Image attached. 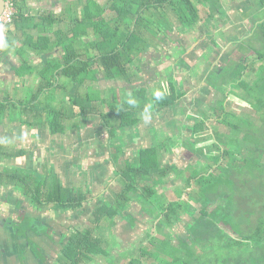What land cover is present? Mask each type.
I'll return each instance as SVG.
<instances>
[{
  "label": "trees",
  "instance_id": "1",
  "mask_svg": "<svg viewBox=\"0 0 264 264\" xmlns=\"http://www.w3.org/2000/svg\"><path fill=\"white\" fill-rule=\"evenodd\" d=\"M14 1L18 13L13 21L25 20L22 10L28 0ZM109 2L111 7L105 9L89 0L83 4L80 15L77 10L70 8L64 11H69L68 19L64 13L59 17L50 14L43 17L37 27L51 32L57 24L61 28L69 22L66 33L60 29L55 33V42L63 47L65 55L63 61L55 64L51 70L55 73L64 69L59 73L65 74L71 85L65 86L63 83L59 86L71 88V94L67 97L73 108H79L77 117L99 116L105 120L109 135L117 137L118 133L124 134L127 128L141 124L144 117L163 114L176 106L180 100L178 90L171 82H168L167 88L153 82L149 96L147 87L140 83L130 89L129 96L121 99L115 89L102 91L95 88L93 82L108 84L122 81L132 86L139 80L134 71L136 64L143 62V54L147 57L158 49L153 41L159 33L171 29V15L181 26L194 28L214 18L213 14L220 10L221 3L219 0ZM250 2L256 6L255 11L263 12V17L253 22L250 33L244 36L248 42L243 40L239 48L242 52L248 49L253 51L255 61L228 65L219 73L211 74L207 81L210 88L218 83L220 91L226 84L231 88V94L244 90L247 99L241 95L236 98L250 104L255 115H259L264 122V0ZM246 8L248 16L249 8ZM203 10L204 15L201 14ZM158 14L166 20V26L156 25ZM41 41L40 44L45 40ZM46 41L48 43L50 40ZM74 45H78V48ZM42 46L38 48L42 49ZM0 51L3 52L1 45ZM252 65H257L260 76L248 82L245 75ZM57 82V76L55 79L46 77L41 93L46 91V87H56ZM81 87L87 88L86 94L78 91ZM53 92L46 95L49 103L45 109L50 108L49 116L42 122L51 135L64 130L61 120L64 116L67 118L66 114L51 105L56 100L55 90ZM218 104V108L210 107L212 114L216 115L212 117L215 125L208 126L211 115L202 113L201 120L193 125L195 128L190 132L188 142L177 136L168 137L162 143L141 146L134 161L125 160L120 167L114 165L113 171L119 175L121 184L119 189H110L109 203L105 202L104 205L94 203L95 196L91 189L84 191L62 184L54 171L40 178L35 171L3 169L0 171V184L10 191L5 196L22 198L15 205L11 204V199H6V203L20 212V219L13 221L11 215L7 216L10 219L6 218L5 227H8L17 244L24 241L23 244L30 247L29 254L34 255L38 264H45L47 256L37 251L39 244L32 240L33 233H41L53 241L50 235L53 230L48 227L54 220L47 218L45 223L42 218L53 209L63 215L58 222L61 225L58 228L61 235L60 254L51 260L52 264H90L97 257L108 260L111 256L105 247L108 240L101 230L108 228L119 232L122 222L128 225V230H134L137 224L143 222L153 223L151 229H145L143 240L138 245H128L137 253L129 255V251L126 252L130 257L125 264H201L204 260L207 264H264V205L255 207L256 216L260 219L253 222V218L248 217L249 213L253 214V209L246 206L250 201L245 190L242 191L248 183L242 176L249 171L253 178L260 180V185H264V124L261 126L250 119L236 117L226 111L224 102ZM28 125L31 126V123ZM158 125L160 123H155V128ZM212 138L215 139L213 144L199 146L210 142ZM176 144H181L185 150L183 167L167 163L164 159V153ZM23 155L24 151L8 153L9 157ZM118 159L115 155L113 163H117ZM25 172L29 175H25ZM171 181L178 183L174 188V198L159 199L165 197L160 189L166 188ZM225 186L227 196L223 192ZM210 187L218 190V193ZM259 191L258 202H264V186ZM194 202L199 203L198 210ZM21 207L28 211L21 210ZM239 214H245L242 223ZM184 217L187 221L181 227ZM77 219H80L75 222L77 224L70 223ZM65 224L69 225L66 227ZM179 228L186 233L185 236L180 234ZM159 237L163 238L161 245L157 243ZM207 244L209 247L206 249L199 247ZM147 245L151 250L146 248ZM193 245L198 247V252ZM21 253L23 257L25 251L22 249Z\"/></svg>",
  "mask_w": 264,
  "mask_h": 264
},
{
  "label": "rangeland",
  "instance_id": "2",
  "mask_svg": "<svg viewBox=\"0 0 264 264\" xmlns=\"http://www.w3.org/2000/svg\"><path fill=\"white\" fill-rule=\"evenodd\" d=\"M59 1V6L55 7L54 9L61 15L68 8L78 10L79 13H82L83 4H86L89 0ZM93 1L95 4L101 7H105V9L111 7L109 0ZM227 1L229 0H219V3H221L220 10L219 12H214V18L208 21L206 20L205 24L200 23L194 28L181 26L174 18V15H171V29L164 30L162 33H159L158 38L153 41L158 45V49L153 52L154 55L151 53L146 57V55L143 54V62L139 63L138 65L136 64V67L134 68V71L139 79L134 84V87L142 83L144 87H147L149 92L152 89L151 84L153 82L155 84L165 86L166 88L168 87V82L173 83L178 90V95L180 96V100L176 106L166 111L164 114L157 115L154 120L152 118H145L144 121L146 122L142 127L140 126L130 129L127 134L124 135L118 133L117 137H112L109 135L107 126H100H104L105 124L99 117H91L88 119L89 124L86 127L82 126L83 122L81 121L83 118L69 117L65 120L64 130L61 131L65 134L53 139H50L46 135V137H43L42 139L47 141L48 144L46 143V145H36L35 143V145H33L44 147L40 149V162L39 160L38 162L36 160L35 163H39V170L41 171L43 168L47 169V172L55 171L60 177L63 178V182L65 184L78 185V187L84 191L91 189L92 194L96 197L94 200L98 201V205H104L105 202L109 203V195L112 193L110 189L120 188L121 180L120 177H117L113 171L114 165L116 167H120L124 164L125 160L134 161V157L136 155V152L134 151L139 147H144L147 145L149 146L151 143H162L163 140L168 137L177 136L180 137L182 141L188 142L190 140V132H192L195 128L193 126L194 123L201 120L204 113L211 115L207 125H215L213 124V118H215L216 115L215 113L212 114L210 107L218 108L219 102H224V107L226 108L227 112H230L239 118L250 119L262 126L264 122L259 118V115H255L253 108L247 102L238 100L236 98L237 95H241V97L247 99L246 97L248 96L244 90H240L239 93L237 92L238 94H231L229 92L231 88L226 84L222 86L223 89L221 91H218L217 86H214L213 92L210 94L209 92L212 90L210 89V86L208 88L209 90H207V82L205 80L206 67H210L211 70L215 71L219 68H222V66H226L227 62H230V59L231 63H245L246 61H255L254 52L250 51L249 49L247 52H242V50L239 48V45L243 40L248 42L244 36L250 33L251 29L253 28V22L263 17V12L255 11L256 6L251 3L250 0H245V2L244 0H239V2L242 1L241 3H245V5L250 8L249 12H255L249 14V17L246 18L248 21L245 20L240 24H236L237 20H235L233 17V11H229L230 7L232 8L233 5H237V3L233 4L232 0L229 2ZM222 5H224V8L221 7ZM68 12L69 11H66L64 13L67 19ZM201 14H205L204 10L201 12ZM172 18L174 20H172ZM230 18L234 20L231 21ZM156 20L158 21L156 24L158 27H160V25L166 26V20L162 18L161 15L158 14ZM68 24L69 22L62 25L59 29L66 33L68 30ZM167 26H169V23ZM233 35L236 40L233 43H227V38ZM241 36L242 39H239ZM165 43H169V45H166ZM193 54H195V56H193ZM192 56L194 57L193 59H191ZM186 57H188L189 60L185 59ZM183 61H185L186 64L181 63ZM182 64L185 66H181ZM259 72L260 71L259 68H257V65H252L249 68L248 73H246V81L251 82L258 79L260 76ZM152 74L154 76H152ZM94 84H96V86L100 87L101 89H105L104 87L106 86L105 83L94 82ZM107 86L118 89L117 91L119 93H124V89L121 88L122 86L118 82L108 84ZM205 91L209 92L203 97L204 94L202 93ZM81 93L85 94V89H82ZM67 101V97H60L58 98L57 103L66 105L69 112H72V105L67 103ZM158 119L162 121V124L156 126L155 128V122ZM76 125H79L80 127L77 128L75 127ZM222 129L224 128L222 127ZM33 135L35 134H30L29 138L27 139L29 145H31L30 142L34 139ZM49 140H53V142H48ZM23 141H26V139L23 138ZM214 142L215 139L212 138L210 142L206 144L201 143L199 146L210 145ZM16 143H18L19 147L21 146L19 141H16ZM180 145L181 144L170 146V151L164 153V159L167 163H175L179 165V167H183L185 161V150L181 148ZM35 149V156L38 157V149L36 147ZM95 151H97V153H95ZM95 155H97V157H102L101 160H96L93 163V160L90 159H92ZM115 155L118 156L119 161L117 160L118 162L114 164L113 159ZM20 160L21 159L16 158L14 160L0 161V171H2L3 167L6 165H21L19 163ZM22 165H24V163ZM249 173L251 172L249 171L244 176H242V179L248 182L247 185L243 187L242 191L245 190L246 195H248V200L250 201L246 203V206L250 209H253V214L249 213L248 217H252L253 222L254 220L258 222L260 218L256 216L255 207L259 208V206L262 207L260 204L264 205L263 200L260 203L258 202L260 197V187L264 185H260V180L258 178H253ZM25 175H29V173L25 172ZM179 179L181 178L179 177ZM169 184L176 186L178 183L171 181ZM224 188L225 189L223 192L226 193L224 196H227V186ZM209 189L213 190L215 193H218V190H214L213 187H210ZM1 191L0 218L11 215L12 218H15V221L19 220L20 212L14 211V208H12L9 203L5 202V194L9 193L10 191H6L5 188H3ZM171 193L173 195L172 190ZM251 197H254V199H251ZM172 198H174V195ZM20 199L22 200L21 197ZM159 199L169 200L171 198L168 196H162L159 197ZM95 201L94 203H96ZM194 206L196 210H198L200 207L199 203L196 202H194ZM192 214H195V212L192 211ZM244 215L245 214L238 215L240 223H242L241 221L243 220L242 217H244ZM79 220L80 219H77V222ZM84 220H87L86 217H84ZM152 225L153 223L151 222H143L141 225L137 224V227H135L134 230L125 231L121 229L119 232H115V229L109 230L108 228H102L101 233H103L105 239L108 240V244H106L105 247L106 249H109L111 256H109L108 260L97 257L96 261L90 264H111L110 262H112V264H125L127 259L130 257L127 256L126 252L129 251V255L131 253H137V250H133L132 247H129L128 245L131 244L133 247L138 245L143 240L142 238L144 236L145 229H151ZM181 233L183 232L181 231ZM4 236H6L4 232L0 231V241H5ZM56 237L58 238V236ZM162 240L163 238L159 237V240H157L158 245H161ZM204 242L206 244V241ZM54 243H57V239H55ZM47 244L48 247L45 251L48 255L46 257L47 261L45 264H52L51 260L56 259V257L60 254V251H58L56 245V251H50L49 247L51 246V243L48 241ZM4 245V242H1V246ZM148 246L149 245H147L146 248L151 250V248ZM193 247L194 250L198 252V247H195L194 245ZM199 247L206 249L209 247V244L199 245ZM22 253L18 254L17 257L21 258ZM44 254L45 253H43V255ZM125 255L127 256L126 259H124ZM196 256L198 255L196 254ZM17 257L16 259L12 257L14 258L13 260H11L9 257L7 263L21 264V262H24L25 264H30L32 262V264H38V261L34 255L32 256L29 254V251L25 253V255L22 257V260ZM165 258L166 257H164V259ZM201 264H207V262L204 260Z\"/></svg>",
  "mask_w": 264,
  "mask_h": 264
},
{
  "label": "crops",
  "instance_id": "3",
  "mask_svg": "<svg viewBox=\"0 0 264 264\" xmlns=\"http://www.w3.org/2000/svg\"><path fill=\"white\" fill-rule=\"evenodd\" d=\"M30 1H28L27 7L23 8L22 10L25 20H21V19L14 20L12 24L9 25L10 27L9 26L7 27L6 36L2 38L3 40H0V45L3 49V52L1 51V57H0V161H7L12 159L14 160L16 158H19L21 159L19 161L21 165L18 166L14 165L15 167L6 165L3 167V169H10L11 171L12 170L28 171V172L35 171L37 174H39L40 178H44L45 174H49V172L43 171V168L40 171L39 163L35 164L36 160L37 162L38 160L40 162V155H39L41 153L40 149L44 147L33 146V145H35V143L36 145H46L47 141H44L42 139L43 137H46V135L50 139H53V138H57L58 136H61L62 134H65L59 131L57 134L51 135L50 131L45 127L46 125L43 126L42 124V122H44L46 118H48L49 109H50L48 106L47 107L49 109L48 108L45 109L46 104L49 103L47 101L46 95L47 94L50 95L51 92L55 90L54 95L56 97V100L51 105L53 106V108L66 114L67 118L69 117L78 118L76 114H78L79 108L77 109V107L74 108L72 107V112H69L66 105L57 103L58 98L67 97L71 94V88L65 89V88H60L59 86V84L62 85L63 83H65L63 84L65 86L71 85L70 82L68 83L69 80L65 76V74L59 73L64 69L61 68L58 71L55 70L56 71L55 73L54 70H51L55 64L61 63L63 61L65 55L63 51V47L57 45L55 42L57 41L55 32L58 31L60 27L57 24L52 29L51 32L43 31L37 27L39 25L40 20L43 17H47L50 14L55 15L57 17L62 16L63 13L60 15V13L56 12L54 9L55 7L59 6L58 4L60 1L32 0L31 3ZM241 2H239V0L236 1V3H241ZM239 10H242V8H238L237 14L235 15H238L241 19L237 20L236 24H240L244 21V18L240 16ZM80 14L81 13H79V15ZM230 20L233 21L234 19L230 18ZM42 39H44L45 41H43V43L40 44V42H42L41 41ZM46 40H50V41L47 43ZM234 40H235L234 35L230 36L229 38H227V43H233ZM54 42L55 44H53ZM165 44L169 45V43H165ZM40 45H43L42 49L38 48ZM49 46H51L50 49H48ZM75 47L78 48V45H76ZM153 74L152 76H154ZM55 76H57L58 78V82L55 85L56 87H52L50 89L49 87H46L45 89L46 91L44 92L43 90V92L41 93L42 86H44L43 83L44 79L46 77H48V79L49 78L55 79ZM94 82H93L94 87L102 91L107 92L110 89H115L111 86H107L108 84H111V82L105 84L106 85L104 87L105 89H101L100 87H97L96 84H94ZM98 83H103V82H98ZM118 83H120V85L122 86L121 88L124 89V93L123 94L119 93L117 91L118 89L115 90L117 91L118 97L122 99L126 95L128 96L130 95V91H131L130 89L135 88L134 84L136 82H134L132 86L125 84L122 81H119ZM208 88L209 86L207 84V90H209ZM82 89H85V91L87 92L86 87L84 88L81 87L79 88L78 91L81 93ZM202 94H204L203 95L204 97L205 94H208V91H205ZM38 95L40 96L36 99V96ZM147 95L150 96L151 91H149ZM67 98H68L67 103H70L69 97ZM35 107L36 110L42 113L39 114V112H34L36 111L34 110ZM75 108L76 110H74ZM156 116L144 117L142 119L141 124L137 126H133L131 129L140 126L142 127L146 122L144 121L145 118H149V119L152 118L154 120ZM91 117L94 116L83 118V120L81 121L83 122L82 126L86 127L89 124L88 119H90ZM67 118L66 116H64L61 120V125L63 127L65 120ZM99 118L105 124L104 126L103 125L100 126L106 127L107 124L105 123V120L101 117ZM28 123H31V126H29ZM111 123L113 124V122ZM155 123H160L161 125L162 121L158 119ZM75 127L78 128L80 126L76 125ZM129 130L130 129L127 128V131L124 134H127ZM30 134H35L33 135L34 139L30 142L31 145H29L27 142V139L29 138ZM23 138H25L26 141H23ZM15 140L19 141V143L21 144L20 147L18 146V143H16ZM48 142L52 143L53 140H49ZM35 147L38 149V157L35 156V150H36ZM139 150L140 147L134 151L136 152L134 158H136L137 154L139 153ZM20 151H24L25 155L21 157L8 156V153H19ZM95 153H97V151H95ZM101 157L102 156L97 157V155H95L90 160H93L94 163L96 160H101ZM23 163L24 165H22ZM56 176L61 179L62 184H64L65 186L75 189L80 188L78 187V185L75 184L73 185L65 184L63 182V178L60 177L57 173ZM5 187H6L5 185L3 186L0 184V194L2 193L1 190H3V188ZM121 226H122L121 229L125 231L128 230L127 228L128 225H126L125 222H122ZM180 234H183V236H185L186 233H180ZM9 257L10 256L8 252L4 253L1 250L0 264H8L7 261ZM20 260H22V257L20 258ZM21 264H25V263L21 262ZM30 264H32V262Z\"/></svg>",
  "mask_w": 264,
  "mask_h": 264
},
{
  "label": "flooded vegetation",
  "instance_id": "4",
  "mask_svg": "<svg viewBox=\"0 0 264 264\" xmlns=\"http://www.w3.org/2000/svg\"><path fill=\"white\" fill-rule=\"evenodd\" d=\"M230 1V0H229ZM229 1H227V2H229ZM236 1L237 0H232V2H233V4H235L236 3ZM27 4V3H26ZM245 3H237V5L235 4V5H233V7L231 8L230 7V12H232L233 11V16H234V18H235V20H239V19H241L238 15H235V14H237V10H238V8H242V10H239L240 11V16L242 17V18H244V21L245 20H247L248 21V19H246V18H248L249 17V15L247 16L246 14H247V8H246V10H245ZM27 7V6H26ZM222 8H224V5H222L221 6ZM221 8V9H222ZM249 8V7H248ZM250 9V8H249ZM223 11V10H222ZM216 12H219V11H216ZM251 13H254V12H248V14H251ZM211 19H213V18H211ZM196 54V53H195ZM195 54H193V56H195ZM191 56V55H190ZM191 57V59H193L194 57ZM185 59H187V60H189L188 59V57H186ZM195 61V60H194ZM181 63H185V61H183V62H181ZM186 64V63H185ZM231 64H233V63H231V60H230V62H227V65L226 66H222V68H219L218 70H215V71H213V70H211V68L210 67H206L205 69V73H206V78H205V80H206V82H207V84H208V81H207V79L211 76V74H214V73H219L220 71H222L223 69H225V67H227L228 65L229 66H231ZM181 66H185V65H181ZM187 66V65H186ZM246 76V75H245ZM210 84H208V86H209ZM215 86H217L218 87V91H220L219 90V84L217 83ZM214 88V87H213ZM213 88H210V89H212L210 92H209V94L211 93V92H213ZM239 100V99H238ZM243 101V100H242ZM250 105V104H249ZM251 106V105H250ZM48 144V143H47ZM43 171H47V169H43ZM116 176L117 177H119V175H117L116 174ZM174 188H175V186H173L172 184H168L167 185V187L166 188H163V189H160V191L161 192H163V193H165V196H168V197H170V198H172V193H171V190H172V192H173V194H174ZM5 198L6 199H11V204H13V205H15L17 202H19V201H21V199H20V197H9V196H5ZM96 198V197H95ZM7 201V200H6ZM14 201V202H13ZM96 203H98V201H95ZM15 210V209H14ZM21 210H23V211H25V210H27V209H25V208H23V207H21ZM16 211V210H15ZM28 211V210H27ZM195 212V211H194ZM62 215H63V213H61L60 211H55L54 209L53 210H49L48 212H47V215H45V216H42V218H43V221L45 222V223H47V218H49L50 219V221H52L51 219H53L54 221H52V222H50V224H49V229H51V230H53V232H51L50 233V235H52V238H53V241H51V240H49V239H47L46 237H43L42 235H41V233H37V232H35V233H33V234H35L33 237H32V240L34 241V242H36L37 244H39V247L37 248V251H41V252H43V253H45V256H47L48 254L46 253V248L48 247V244H47V242L49 241L50 243H51V246L49 247L50 248V251H56V246H57V249H58V251L60 250V248H59V246H60V241H59V236H61L60 234H59V232H58V228H60L61 227V225L58 223L59 222V220H60V218L62 217ZM6 218L7 219H12L13 221H15V218H12V217H1L0 218V227H3L2 228V231L4 232V234L6 235V236H4V240L5 241H0V251L2 250L4 253L5 252H8L9 253V256H10V259L11 260H13L14 258L16 259V257L18 256V254H20V251L23 249L24 251H25V253L26 252H28V251H30V247H28V246H25L23 243H24V241L22 242H20L19 244H17L16 243V239H15V237H13V235L10 233V230L8 229V227H5V220H6ZM140 220V219H139ZM185 221H187V218H183V221H182V224H181V227L184 225V222ZM75 222H77V221H74V222H70V223H74V225L75 224H77V223H75ZM80 222H83L82 220L80 221ZM69 224H65V226L67 227ZM5 228V229H4ZM1 231V230H0ZM178 231L181 233V229L179 228L178 229ZM56 236H58V238L56 237ZM182 236H183V234H182ZM55 239H57V243H54V241H55ZM26 241V240H25ZM1 242H4V246H1ZM6 242H8V243H6ZM56 245V246H55ZM12 257H14V258H12ZM10 263V262H9Z\"/></svg>",
  "mask_w": 264,
  "mask_h": 264
},
{
  "label": "built area",
  "instance_id": "5",
  "mask_svg": "<svg viewBox=\"0 0 264 264\" xmlns=\"http://www.w3.org/2000/svg\"><path fill=\"white\" fill-rule=\"evenodd\" d=\"M18 13L14 0H6L5 9L0 16V40L6 36L7 27L12 24L14 16ZM1 57V51H0Z\"/></svg>",
  "mask_w": 264,
  "mask_h": 264
},
{
  "label": "water",
  "instance_id": "6",
  "mask_svg": "<svg viewBox=\"0 0 264 264\" xmlns=\"http://www.w3.org/2000/svg\"><path fill=\"white\" fill-rule=\"evenodd\" d=\"M5 2H6V0H0V16L2 15V13L5 9Z\"/></svg>",
  "mask_w": 264,
  "mask_h": 264
},
{
  "label": "bare ground",
  "instance_id": "7",
  "mask_svg": "<svg viewBox=\"0 0 264 264\" xmlns=\"http://www.w3.org/2000/svg\"><path fill=\"white\" fill-rule=\"evenodd\" d=\"M10 27V26H9Z\"/></svg>",
  "mask_w": 264,
  "mask_h": 264
}]
</instances>
